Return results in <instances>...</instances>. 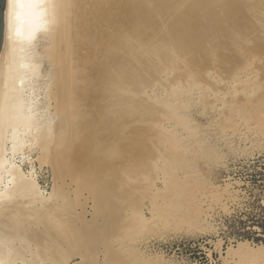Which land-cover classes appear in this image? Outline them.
I'll list each match as a JSON object with an SVG mask.
<instances>
[{
	"label": "rangeland",
	"instance_id": "374dc122",
	"mask_svg": "<svg viewBox=\"0 0 264 264\" xmlns=\"http://www.w3.org/2000/svg\"><path fill=\"white\" fill-rule=\"evenodd\" d=\"M190 1L181 0L182 4L187 7ZM205 1H203L205 2L204 5L201 4L198 7L196 5V12L191 11L192 14H189V12V15L186 13L189 19L186 18V15V17L184 16L187 11L179 14H183L180 20L182 22L185 19L191 21L193 19L192 15L201 19L203 29H201L202 25L200 28L198 24L194 23L197 21L200 23V20L195 21V18L191 21L193 26L187 23V20L184 22L190 24L191 27H188L192 32L194 29L197 30V32L194 30L196 35L189 31L186 24V29H180L181 22L179 25L176 23L177 28H179L177 32L188 30L193 36H196L192 39V35L189 36L190 33L187 32L188 37L192 40L188 37L186 40V36H184V39L182 34L174 31L171 26V21L174 22V18L178 17V12L184 10L182 8L185 6L182 7V5L181 8L179 5L180 9L178 10L177 7L178 11L174 10V13L170 9H166V11L169 10V15L164 14L165 10H163V13L157 11L162 14L161 17L157 12L155 13L161 17L159 21L155 14L152 15L153 18H156L151 17V19L160 23L156 21V24L149 19L148 22L151 23L145 24L144 28L147 27V30L152 28L155 32V26L160 25L165 29L157 26V29L160 30L156 29L155 33L158 35L153 34L152 30H150L152 32L148 31L149 34H147L145 30L147 36L149 35L147 38L150 39L147 41H151L150 43L145 40L147 39L146 34L142 35L139 28L136 27L138 31L135 30V33L141 34L143 39L141 35V37L136 34L133 36L136 40L133 38L132 43L135 46L132 48L133 55H131L130 69L132 78L130 83L134 89L133 95H131L133 102L132 100L130 102L132 105L128 108L126 105H117L114 108L116 114L111 112L105 118L108 121L109 118L114 120V117H116L115 128L110 126L109 130V128L105 129L104 127L102 134H99L103 135L100 144L106 150L105 152H108V149L111 148L116 157L118 156V159L123 160L127 154L131 155L132 162L130 161L129 164L134 165L128 166H131L132 169L124 163L125 167H121L122 169L116 167L117 174L115 173V177L111 176V178L107 175L109 173H106L108 171L104 168L105 165L104 167L101 165L94 168L96 165L92 163L94 161H90L92 159L86 158L87 160H83L84 158H79L78 160L77 158L74 160V158L68 159L67 156L55 154L50 157L52 160L50 158L49 160L45 159L42 163V150L38 145L37 147H31L30 143H27L24 147V153L20 152L17 160L19 161L24 156V160L22 159L24 161L22 163L23 170L27 174H32V177L36 176L34 177L40 184L44 197L48 198V200L46 199L48 203L44 202L46 200L43 203L50 205L47 206L41 201L35 203L36 207L42 209V211L38 215L36 214L38 212L33 211L34 215L30 216L31 219L33 218L32 222L36 220L34 221L35 226L33 223L30 224L29 227L31 228H27L25 233L27 236L33 234V238L32 235L29 237L32 243L29 241L30 244L21 249L22 253L24 250L23 254L25 255L18 260L16 259V264L25 262L24 257L27 259L26 261L29 259L30 262L34 261V264L44 262L45 264H81L83 262V264H250L253 262V259L245 257L235 249L242 241L250 242L251 247L264 244V0ZM192 2L194 1L192 0ZM191 5L189 6L190 10L193 9ZM168 21L170 22L168 23ZM184 23L181 24V27L184 26ZM204 23L209 27L206 28ZM171 31L174 33L170 35ZM157 32H161V35ZM150 33L154 35V38L151 35L153 39L150 38ZM174 34L177 36H174ZM155 36L164 39L160 42L161 39L157 37L156 41L160 39L157 41L160 46L156 44ZM166 36L174 37V40L179 41L178 45H182L181 47L188 40L190 43L193 42L194 45L192 43L186 44L187 48L189 46L191 49H187L188 52L186 53L183 51L185 53L182 56L184 65L182 62L181 64L186 70L181 68L180 71L190 70L195 71L196 74L198 73L197 76H200L198 85L200 86L194 84L195 82L190 76L187 78L181 77L183 80L179 81L172 70H166L165 67L168 65L170 67V64H172L170 47L172 48V44L176 42ZM175 37L178 39H175ZM138 39L141 41H138ZM182 39L183 41H181ZM152 40L157 46L152 43ZM140 44L141 46H138ZM145 44L148 47L154 46L146 48ZM162 44H165V46ZM140 47L142 51H138ZM193 47L194 49H192ZM118 51L122 55L123 50L120 46ZM120 55L118 59L122 58ZM186 56H189L190 59ZM165 61H167L166 64ZM188 61L193 62L194 65L190 63L191 67ZM41 64V73H46L50 69V65L46 61ZM185 64H187V67ZM213 67L214 69L211 70ZM39 78L35 79L33 89L26 91L28 98L34 99L33 102L37 103L39 116H43L44 119L52 116L54 119L56 117L55 101L49 97L46 79ZM188 82H192V84L189 83L190 87L185 85H188ZM180 84L185 86L184 90L182 85L180 87ZM194 85L197 86L194 87ZM172 87L176 89L174 90ZM116 92L120 91L117 89ZM102 107L100 106L104 110ZM127 118L129 121L126 120ZM79 120L81 126H85L84 124L87 125V123L90 125L91 123L89 130L86 127V130L80 132L79 136L84 137L82 140L87 137L88 133L91 134V128H93V131L99 129V132L100 127L104 126L101 118H96L93 121L89 120V122L87 120L83 121L81 118ZM126 133L131 135L129 136ZM33 134L31 130L29 133H25L24 138L31 139ZM80 137L79 139H81ZM164 154L167 157L163 156ZM168 157L181 163L174 170V174H172L174 171L171 170L172 173H170V170H166L165 160ZM22 160L19 162H22ZM102 161L103 157L99 162L102 163ZM32 168L34 171H32ZM172 176L177 179V183H180L181 186L174 183ZM106 181L113 182V190L108 188L110 194L107 192L109 194L108 199L104 198V201H106L103 202L101 190L103 188L107 189L105 187ZM171 185H178L179 188L183 186L181 190H183L184 195L181 194V198L177 197L175 193L171 192L176 189ZM121 193L129 195L123 194V196ZM97 196H101L102 201ZM178 198L182 199L183 202L179 201ZM50 202H52V205L54 204L55 209ZM41 203L44 206L41 207ZM46 207H49V210L45 209ZM50 209L53 210L50 212ZM102 211L106 213L103 214ZM59 221L68 222L69 225L72 223L73 226L71 227V224L70 228H67L68 233H70V238L67 239L69 242L60 237L59 249L53 250L50 248L52 247L50 243L51 239L57 236L54 232L58 230L56 223ZM32 228L37 234H34ZM71 228L73 231L70 230ZM77 228L79 229L76 231ZM81 228L83 231H79L82 230ZM49 229L50 231H48ZM46 230L47 233L53 230L54 237H51V233L47 234ZM75 232H77V235ZM60 234L62 235V233ZM88 234H91L94 238H91V235ZM245 234L261 237L260 241L246 238L243 236ZM35 236L38 238H35ZM84 236L87 238H84ZM70 239L73 242H70ZM62 240L67 241L69 244L64 243ZM77 240H82L84 243L81 242V245L79 242L78 244ZM89 241L91 243H88ZM61 244L63 245L61 246ZM26 248L29 250H26ZM39 254L41 256L45 255L44 259Z\"/></svg>",
	"mask_w": 264,
	"mask_h": 264
},
{
	"label": "bare ground",
	"instance_id": "6f19581e",
	"mask_svg": "<svg viewBox=\"0 0 264 264\" xmlns=\"http://www.w3.org/2000/svg\"><path fill=\"white\" fill-rule=\"evenodd\" d=\"M193 1L194 2H192V0H191L190 2H192L194 4L189 2V6L192 4L191 7H193V9L190 10V7L188 6L189 7L188 8L187 6L183 5L181 0H4L3 40H2V49L0 50V260H1V264H16V262H17L16 259L18 260V259H20L21 256L25 255V254H23L24 250L22 253L21 249L22 248L24 249V247H26L27 244H30L29 243V241H30L29 237L31 235L33 238V234H31L30 236L29 235L27 236L25 231L27 230V228H31V227H29V225L32 223L34 224V221H36V220H33V222H32L33 218L31 219L30 216L34 215L33 211L38 212V213H36L37 215L39 213H41V211H42V209L40 210V208L38 209L36 207L35 203L37 201H39V203H40V201L43 203L44 200H46V199L48 200V198L44 197L45 196V195H43L44 192L42 191L40 184L38 183L37 179L35 178L36 176L34 175L35 177L34 176L32 177L31 176L32 174H27L23 170L22 163L24 162L23 161L24 156L20 159V160L23 159L22 162H19L20 160L19 161L17 160V157L20 154V152L22 153L26 144L30 143L31 147H33V146L37 147V145H38V147L42 150V152L39 150V152H41V155L43 153L42 158H41L42 163H44L45 159L49 160V158L55 154L56 155L61 154L62 156H67L68 159L74 158V160L77 158H78V160H79V158H84L83 160L92 159L90 161H94L92 163L93 164L95 163V165H96V166H94V168L97 166L100 167L101 165L104 167V165H105L104 168L106 169V171H108L106 173H109V174H107V175H109V177H111V176L115 177L114 175L117 174L116 169L117 168L122 169L121 167H125L124 163H126V166L131 165L132 163L129 164L131 159H132L130 157L131 156L130 154H127V156H125V159L123 160V159H118L117 158L118 156L116 157L115 153L111 150L110 147H109L110 149H108L109 151L105 152L106 150H104L102 148V145L100 144L102 142L101 137L103 135L101 136L99 134L100 133L102 134L104 127H105V129L109 128V130H110V126H112V128H113L115 126V124L117 123L116 117H114L115 118L114 120L109 118V120L111 119L110 122H109V120L108 121L105 120V118H107V116L110 115L109 113L112 112V113L116 114L114 108H116L117 105H120V104L126 105L127 108L132 105L130 102L132 100L131 95H133L134 89L130 83V79H132L130 76L131 75L130 69H131V63H132L131 62L132 61L131 55H133L132 54V48H134V46H135V45L133 46V43H132L133 38L135 39V37H133L136 34L135 30L138 31L137 28H139V30H140L139 32L142 35L146 34L145 30L147 31V34H149V32H152L153 29L148 27L149 29L147 30L146 29L147 27L144 28V25L149 23L148 20L151 19V17L153 18L152 15H154L157 11H160L163 13V10H165V12H167V13L164 12V14L169 15V13H168L169 10L166 11V9H170L172 12L174 10L178 11L181 8V5H182V7L185 6L186 8L183 7L182 9H184V10L183 11L181 10L180 12H178V17H175L177 19L174 18V20H173L172 19L173 17L170 18L171 20L174 21V22L171 21L172 25L170 23V25L173 27L174 31L177 32L179 28L180 29L185 28V24L187 25V28H189V31H191L190 30V27H191L190 24L192 25L191 21H193L194 18L196 19L195 21L200 20L201 24L198 21H197L198 23L194 22L195 24H198V26L200 27L203 24L201 19H198L197 16H196L197 17L196 18L195 16L192 15L191 17L193 19L190 18L192 20L188 21L189 16H187V15L192 14V12H196L195 11L196 5L198 7L199 5L205 3L206 1L205 0H197V2H195V0H193ZM203 1H205V2H203ZM216 4H217V2H216ZM177 7H178V10H177ZM185 11H187V12H185ZM182 12L183 13L185 12L184 16L187 13V15H186L187 17L186 16L185 17L188 18V19H185V21L184 20L183 21L186 22V20H187L188 21L187 23H190V24H187V23L180 21L181 16H183V14H181V15H179V14ZM157 14H159L162 17L161 13L157 12ZM157 14H155V15L157 16V18H158L157 20L159 21L160 20L159 18H161V17H159ZM175 16H177V15H175ZM154 18H156V17H154ZM201 18H203V17H201ZM153 19H151V20H153ZM182 19H184V18L182 17ZM157 20H153V21L157 24V22H158ZM169 22L170 21H168V23ZM158 23H160V22H158ZM176 23L178 25L180 23L179 28H177ZM182 23H184V26L182 25V27H181ZM205 23H206V20H205ZM154 25H153V27H154ZM157 26H160V25H157ZM157 26H155L156 28L154 27L155 32H156ZM188 26H190V27H188ZM196 26H194V27L197 28L198 26L197 27ZM205 26H206V28L209 27L206 24H205ZM159 28H163V26H160ZM171 28H169V29H171ZM193 28H192V30H193ZM163 29H165V27ZM169 29H167V30H169ZM175 29H177V30H175ZM185 29H182V30H185ZM201 29H203V25H202ZM150 30H152V31H150ZM194 30H193L194 33L192 31L191 32H192V34L196 35L195 31L197 32V30H195V31ZM204 30H206V29L204 28ZM189 31L187 30L186 32L185 31H179V32H180V34H182L183 38H184V36H186L185 38L187 40V37H188L187 34L190 33ZM198 31H200V30H198ZM155 32L153 34L158 35ZM166 32H164V33H166ZM179 32H177V33H179ZM184 32L186 33V35ZM157 33L160 34L161 32H157ZM171 33H174V32L171 31L169 34L171 35ZM147 34H146V38L149 36V35L147 36ZM153 34L150 33V38H152V37L154 38ZM180 34L178 35V37L180 36ZM192 34L190 33L189 36H191ZM136 35L139 37L142 36V35L141 36L138 35V33ZM151 35H152V37H151ZM159 36H155L156 38L154 40L156 41L157 37L158 38L161 37V36L160 37ZM174 36H177V35L174 34ZM197 36L199 37L198 33H197ZM139 37H137V38H139ZM166 37H169V36H166ZM193 37H196V36L192 35L191 38L193 39ZM180 38L181 37H179V39ZM191 38L188 37V39L192 40ZM142 39H143V36H142ZM160 39H158L157 41L160 40V42H161L162 40H164L162 38H160ZM170 39L174 40V37L173 38L171 37ZM175 39H178V38L175 37ZM145 40L147 41L150 39L147 38ZM138 41H141V40L138 39ZM157 41H156V44H158ZM175 41L176 40H174V42ZM181 41H183V39ZM181 41H180V43H181ZM145 42H143V43H145ZM147 42H149V41H147ZM178 42L179 41L177 40L174 44H172V48L170 47L171 46V43H170L169 47L171 50L170 57H171V61H172L171 63L172 64H170V60H169L168 62L171 66L168 67L169 65L167 64L168 66L165 68H166V70H172L175 73L176 78L179 81L183 80V78H181V77L187 78L188 76H190L194 80L195 83L193 82V80H192V82L194 84L198 85V82L200 79V76L199 75L197 76L198 73L196 74L195 71L192 72L190 70L185 71V72L180 71L181 68H184V67H182V64H183L182 56H183V54L188 52L187 49H189V48L191 49V47H189V46L187 48V45H188L187 43H190V42H189V40H188V42H186L184 40V42H186V43L183 42L184 48L181 47L182 45H178ZM224 42H225V40H224ZM143 43H142V46L144 47ZM152 43H154L153 40H152ZM152 43H151V45H152ZM191 43L193 44L192 41H191ZM195 43H197V42H195ZM146 44L148 45V43H146ZM156 44H155V46H157ZM165 44H167V43H165ZM165 44H162V45L165 46ZM199 44H200V42H199ZM136 45H137V43H136ZM147 45H146V48H151L154 46L153 45L151 47H148L149 45L148 46ZM185 45H186V48H185ZM119 46L123 50L122 55H120L121 52L118 51ZM138 46H141V44ZM137 47H135V48H137ZM192 49H194V47ZM140 50H141V47L138 51H140ZM153 50L155 51V48ZM164 50H166V49H164ZM195 50H197V49H195ZM183 51L185 53H183ZM160 52H162V51L160 50ZM189 52H190V50H189ZM191 52H192V50H191ZM156 54H158V53H156ZM213 54H215V53H213ZM119 55L122 56L121 59H118ZM186 57L189 58V56H186ZM224 60H226V59H224ZM45 61L47 62V64L50 65V69L46 73H41V67H42L41 63L42 62L44 63ZM136 61H138V60H136ZM166 62L167 61H165V64H166ZM181 62H182V64H181ZM188 62L190 65L191 62L190 61H188ZM187 64H185L186 67H187ZM191 64H193V62ZM190 66L192 67V65H190ZM132 67H133V65H132ZM145 68H147V67H145ZM212 69H214V67L211 68V70ZM42 71H43V69H42ZM160 74H162V73H160ZM39 77H42V79L45 78L47 81L46 84H47V88L49 89V92H48L49 97L51 100H54L55 101L54 103L56 104V115L55 116L57 117V119H55L56 117H54V119H53L52 116L49 118L48 117L49 114L47 115V117H48L47 119H44L43 116L42 117L39 116L38 109H37L38 107L36 106L37 103L35 102L36 103L35 104L33 102L34 99L32 100L31 98L30 99L28 98V93L26 91L27 90L31 91L33 89L34 81L36 78H39ZM202 79H205V78H202ZM155 80H157V79H155ZM178 80H176V81H178ZM192 82L191 83L188 82V85L187 84H185V85L189 86V83L192 84ZM182 84H180V87ZM183 85H182V89L185 87ZM174 86H176V88H177V85L175 83H174ZM196 86L194 85V87H196ZM198 86H200V85H198ZM117 89L120 92L117 93L116 92ZM169 96H170V93H169ZM132 102H133V100H132ZM102 103H104V104H102ZM180 104H179V106H180ZM100 106H103L102 108H104L105 111H107V110L108 111L105 112L103 109L100 108ZM53 113H54V111H53ZM114 114H113V116H114ZM80 118L83 119V121L87 120V122H89V120L93 121L96 118H101L102 124L104 126L100 127L99 132H98L99 129L93 131V128H91L92 130L91 129L90 130L92 132L90 131L91 132V134H90V133H88V130H89L88 128H89V126H91V123H90V125H88V123H87L88 126L83 123L85 126H81V123L78 122V121H80L79 120ZM131 118H132V116H131ZM126 120H128V118ZM83 121H81V122H83ZM127 126H128V124H127ZM85 128L88 129L86 131L88 133V135H87V137L85 136L86 138L82 140V138H84V137L81 138L79 136V134L83 130H86ZM31 130L34 133L32 135V138L28 139V140L25 139L24 138L25 133H27V132L29 133V131H31ZM164 130H166V129H164ZM166 131H168V130H166ZM86 132H84V133H86ZM129 132H130V130H129ZM133 133H134V131H133ZM135 133H136V131H135ZM127 135H129V134H127ZM79 137L81 139H79ZM109 139H110V137H109ZM169 140H170V138H169ZM114 141L116 142L115 139H114ZM130 141L132 142V140H130ZM169 145H171V144H169ZM125 151H124V153H125ZM86 154H88L87 155L88 157L86 156ZM39 155H40V153H39ZM170 155H172V154H170ZM163 156L167 157V155H165V154ZM101 157H103L102 163L99 162L101 160ZM172 157H173V155H172ZM59 158H61V157H59ZM163 158H161V159H163ZM50 159L52 160V158H50ZM82 163H83V161H82ZM82 163H81V165H82ZM55 164H57V163L55 162ZM165 164L163 163V165H165V167L167 166L166 170H170V173H172L171 170L172 171L176 170V168H178L181 163L178 160H173L170 157H168L167 160H165ZM132 165H134V164H132ZM90 167H92V166H90ZM86 168H88V167H86ZM167 168H169V169H167ZM130 169H132V168H130ZM32 171H34L33 168H32ZM174 173H175V171L172 174H174ZM168 176L170 177V174ZM173 178L174 177L172 176V179ZM173 181H174V183L178 184L176 178H174ZM114 182H115V179H114ZM178 185H180V183ZM178 185H176V186L171 185L174 189L176 188L175 191L173 190L171 192L175 193L177 197L179 196L181 198L182 197L181 194H183V190H181V188L183 186L181 188H179ZM112 186H113V182H107L106 181L105 187H107V189L103 188V190H101L102 191V197L100 196L101 198H103V202L106 201V200L104 201V198L108 199L107 196L110 194L108 191V188L111 189ZM112 190H113V188H112ZM181 191H182V193H181ZM123 194L121 193V195H123ZM99 195H101V194H99ZM126 195L128 196L129 194H126ZM97 197L100 198L99 196H97ZM124 198H126V197H124ZM180 198H178L179 201L182 200V199L180 200ZM47 200L44 202L48 203ZM100 201H102V199ZM181 202H183V201H181ZM42 203L40 204L41 207L44 206V205H42ZM47 203H43V204H47ZM50 203H51V206L53 207L54 204L52 205V202H50ZM49 205L47 204V206H49ZM110 205H113V204H110ZM99 206H101V205H99ZM101 207H103V206H101ZM48 208L49 207H46L45 209H48ZM110 208H111V206H110ZM110 208H109V210H110ZM43 209H44V207H43ZM52 210L53 209H50V212ZM45 211H47V210H45ZM102 212H103V214L106 213L105 211H102ZM53 213H54V211H53ZM36 214H35V216H36ZM40 217H42V216H40ZM66 217H67V215H66ZM139 223H141V222H139ZM56 224L58 225L57 226L58 230H56V232H54V234L57 236H55L54 239L52 238L51 243H50L52 245V247H50V248H52L53 250H55V249L57 250V248L59 249V245H60L59 243L61 242L60 237L62 239L64 238L65 240L70 238V233H68L67 228L72 223H70V225H69L68 222L59 221ZM107 225H109V224L107 223ZM34 226H35V224H34ZM72 226H73V224L71 225V227ZM93 228H95V227H93ZM55 229H57V228H55ZM78 229L79 228H77L76 231ZM99 229H100V227H99ZM32 230H33V228H32ZM70 230H72V228ZM41 231H42V229H41ZM48 231H50V229ZM57 231H58V234H57ZM79 231H83V229L79 230ZM30 232L32 233V231H30ZM33 232H34V234H37V233H35L34 230H33ZM45 232L47 233V230ZM59 232L62 233V235ZM87 232H88V230H87ZM94 232H95V230H94ZM48 233H51L52 235L51 234H49V235H51V237H54L53 236V230H52V232H48ZM72 233H74V232H72ZM75 233L77 235V232H75ZM80 233H82V232H80ZM80 233H78V234H80ZM83 233H85V232H83ZM47 234H45V235H47ZM67 234H69V235H67ZM74 235H73V237H74ZM88 235L90 236L91 234H88ZM36 236H35V238H38ZM85 237L86 236H84V238ZM90 237L94 238L92 235ZM48 238H49V236H48ZM57 238H59V239H57ZM74 238L76 239V237H74ZM45 239H47V238H45ZM77 239H78V237H77ZM65 240H62V241L64 242ZM82 240L81 241L77 240L78 244H79V242L81 244ZM67 241L64 243L69 242V241L68 242ZM83 241H85V240H83ZM86 241H88V240H86ZM70 242H73V241H71V239H70ZM82 243H84V242H82ZM88 243H91V242L89 241ZM95 243H97V241H95ZM85 244H87V243L85 242ZM85 244H83V245H85ZM93 244H94V242H93ZM62 245L63 244H61V246ZM75 247H77V246H75ZM237 247L238 248L235 249V251L238 250L239 253H242V255H244L245 257H250L251 260L253 259V262L250 264H264V244H262V245L258 244V246H256V247H251L250 242L242 241V242H239ZM40 249H42V248H40ZM26 250H29V249L26 248ZM75 250H77V249L75 248ZM51 252H53V251H51ZM231 252H232V250H231ZM39 255L41 256V254H39ZM39 255H38V257H39ZM36 256H37V254H36ZM51 256H53V255L51 254ZM29 257H31V256H29ZM38 257H36V258H38ZM41 257L43 258V257H45V255L41 256ZM82 257H84V256H82ZM59 258H61V257H59ZM21 259L23 261V257ZM24 259H25V262L23 261V263L34 264L33 263L34 261L30 262V259H29L28 260L29 262H28V261H26L27 259L25 257H24ZM45 260L48 263V260L46 258H45ZM51 260H52V262H54L53 259H51ZM54 260H55V258H54ZM94 260H95V258H94ZM35 262H37V260H35ZM23 263H21V264H23ZM50 263H51V261H50ZM83 263H81V264H83ZM42 264H45V262ZM51 264H53V263H51ZM57 264H60V263H57ZM93 264H95V263H93Z\"/></svg>",
	"mask_w": 264,
	"mask_h": 264
},
{
	"label": "water",
	"instance_id": "95a60500",
	"mask_svg": "<svg viewBox=\"0 0 264 264\" xmlns=\"http://www.w3.org/2000/svg\"><path fill=\"white\" fill-rule=\"evenodd\" d=\"M3 10H4V0H0V50L2 49V40H3Z\"/></svg>",
	"mask_w": 264,
	"mask_h": 264
},
{
	"label": "trees",
	"instance_id": "16d2710c",
	"mask_svg": "<svg viewBox=\"0 0 264 264\" xmlns=\"http://www.w3.org/2000/svg\"><path fill=\"white\" fill-rule=\"evenodd\" d=\"M243 236L246 237V238H249V239H253L255 241H260V238H261V237H255V236L250 235V234H245Z\"/></svg>",
	"mask_w": 264,
	"mask_h": 264
}]
</instances>
